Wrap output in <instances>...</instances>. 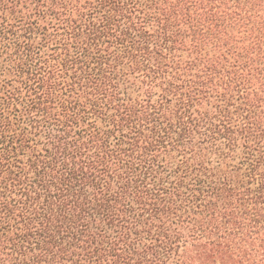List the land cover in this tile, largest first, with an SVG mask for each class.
Wrapping results in <instances>:
<instances>
[{
    "label": "trees",
    "instance_id": "trees-1",
    "mask_svg": "<svg viewBox=\"0 0 264 264\" xmlns=\"http://www.w3.org/2000/svg\"><path fill=\"white\" fill-rule=\"evenodd\" d=\"M0 264H264V0H0Z\"/></svg>",
    "mask_w": 264,
    "mask_h": 264
}]
</instances>
